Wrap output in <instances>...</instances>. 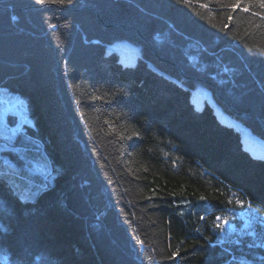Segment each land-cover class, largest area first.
<instances>
[{
  "label": "trees",
  "instance_id": "16d2710c",
  "mask_svg": "<svg viewBox=\"0 0 264 264\" xmlns=\"http://www.w3.org/2000/svg\"><path fill=\"white\" fill-rule=\"evenodd\" d=\"M0 85V264H264L255 0H0Z\"/></svg>",
  "mask_w": 264,
  "mask_h": 264
},
{
  "label": "rangeland",
  "instance_id": "374dc122",
  "mask_svg": "<svg viewBox=\"0 0 264 264\" xmlns=\"http://www.w3.org/2000/svg\"><path fill=\"white\" fill-rule=\"evenodd\" d=\"M118 43V47H116L117 49H122L120 45H123L125 47H127L128 49H133V50H137V46L129 41L126 40H120L117 42ZM123 50V49H122ZM120 56L122 58L123 61H127V62H132L134 60V55L127 53V52H122L120 53ZM196 94L198 95H202L208 98V95L206 94V91L204 90H200V89H196ZM7 90L3 85H0V97H4L7 95ZM11 107H8L9 109H11L12 111L16 112L18 117H19V122L20 121H24V120H28L29 117L27 116V107H26V103H25V99L21 96H18V98H13V100L11 101ZM1 117H3V113L0 112ZM1 119V118H0ZM230 119V118H229ZM2 119L0 121V124L4 125V123H2ZM242 138H243V142L245 144V146L247 148H249L251 151H256V149L260 152H263L264 149V141L253 136L252 134H250V132H248L247 130L244 131V133L242 134ZM41 163H43L41 161ZM9 183L12 186V189L19 194L21 197H24V195L21 194L20 192V187L17 186V182L15 180H11L8 178ZM28 186H31L30 183H28Z\"/></svg>",
  "mask_w": 264,
  "mask_h": 264
},
{
  "label": "snow or ice",
  "instance_id": "6c2138e0",
  "mask_svg": "<svg viewBox=\"0 0 264 264\" xmlns=\"http://www.w3.org/2000/svg\"><path fill=\"white\" fill-rule=\"evenodd\" d=\"M38 3H44L45 0H37ZM48 2H52V3H60V4H71L72 0H48ZM237 2H239V0H237ZM255 2L259 3L261 8H264V0H255ZM231 15H229L228 19L231 20ZM13 19H15V17H13ZM54 27V26H53ZM225 27H227V25H225ZM238 204H242L243 201L237 200ZM219 227V225H218ZM173 255H176V253H173Z\"/></svg>",
  "mask_w": 264,
  "mask_h": 264
},
{
  "label": "bare ground",
  "instance_id": "6f19581e",
  "mask_svg": "<svg viewBox=\"0 0 264 264\" xmlns=\"http://www.w3.org/2000/svg\"><path fill=\"white\" fill-rule=\"evenodd\" d=\"M123 50H126V51H129V52H133V51H130V50H128V49H125V48H123V47H121ZM122 49H120V50H122ZM5 102V99H2L0 102ZM2 126V125H1Z\"/></svg>",
  "mask_w": 264,
  "mask_h": 264
}]
</instances>
